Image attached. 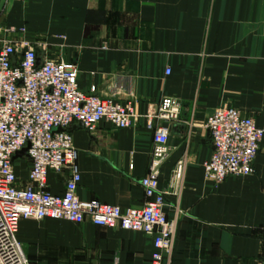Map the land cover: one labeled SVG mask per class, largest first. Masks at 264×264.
Wrapping results in <instances>:
<instances>
[{
    "label": "crops",
    "instance_id": "1",
    "mask_svg": "<svg viewBox=\"0 0 264 264\" xmlns=\"http://www.w3.org/2000/svg\"><path fill=\"white\" fill-rule=\"evenodd\" d=\"M0 22L19 30L12 40L44 42L49 57L76 63L85 92L96 86L101 97L136 105L129 128L70 127L82 200L145 203L153 145L145 116L174 97L181 112L167 124L172 152L160 189L169 191L164 210L177 231L160 264H264V135L252 175L216 184L205 173L213 151L206 122L216 109L233 105L264 130V0H0ZM180 160L183 178L173 183ZM71 172H51L49 191L64 193ZM17 237L37 264H155L154 237L119 226L24 219Z\"/></svg>",
    "mask_w": 264,
    "mask_h": 264
},
{
    "label": "built area",
    "instance_id": "2",
    "mask_svg": "<svg viewBox=\"0 0 264 264\" xmlns=\"http://www.w3.org/2000/svg\"><path fill=\"white\" fill-rule=\"evenodd\" d=\"M18 31L0 22V264H37L25 254L17 237L24 219L119 226L154 237L155 264L166 256L170 258L177 220L164 210L169 191L160 189V175L172 152L167 124L179 119L180 102L166 96L155 113L145 116L146 127L153 133L149 172L141 180L145 203L122 208L82 200L78 196L82 176L75 164L79 151L70 127L81 123L92 131L108 122L116 129H126L139 117L136 105L101 97L96 86L85 92L76 63L60 56L49 57L44 42L12 40L9 35ZM166 74H171L170 68ZM206 127L213 141L212 154L205 162L207 179L219 184L229 177L255 172L264 130L252 116L226 104L208 116ZM25 148L27 155L16 157ZM23 163H28L24 181L20 179ZM68 166L72 172L64 193H51L49 174L60 173ZM183 171L184 162L180 160L173 170V183L182 180Z\"/></svg>",
    "mask_w": 264,
    "mask_h": 264
},
{
    "label": "water",
    "instance_id": "3",
    "mask_svg": "<svg viewBox=\"0 0 264 264\" xmlns=\"http://www.w3.org/2000/svg\"><path fill=\"white\" fill-rule=\"evenodd\" d=\"M58 130H60V129H58ZM70 130V129H69ZM27 148H25L24 150H22V151H20V152H18L17 153V155H16V157H22V156H24V155H27ZM15 157V158H16Z\"/></svg>",
    "mask_w": 264,
    "mask_h": 264
},
{
    "label": "rangeland",
    "instance_id": "4",
    "mask_svg": "<svg viewBox=\"0 0 264 264\" xmlns=\"http://www.w3.org/2000/svg\"><path fill=\"white\" fill-rule=\"evenodd\" d=\"M26 254V253H25ZM27 255V254H26ZM29 258V257H28ZM30 259V258H29ZM31 260V259H30Z\"/></svg>",
    "mask_w": 264,
    "mask_h": 264
}]
</instances>
